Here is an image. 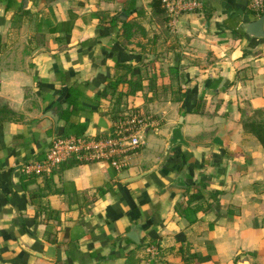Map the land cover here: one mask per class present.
Returning <instances> with one entry per match:
<instances>
[{
    "label": "crops",
    "instance_id": "obj_1",
    "mask_svg": "<svg viewBox=\"0 0 264 264\" xmlns=\"http://www.w3.org/2000/svg\"><path fill=\"white\" fill-rule=\"evenodd\" d=\"M152 1L0 0V264H264V146L243 126L264 125V39L244 30L264 11L197 0L169 30ZM132 114L151 127L122 168L23 172Z\"/></svg>",
    "mask_w": 264,
    "mask_h": 264
},
{
    "label": "built area",
    "instance_id": "obj_2",
    "mask_svg": "<svg viewBox=\"0 0 264 264\" xmlns=\"http://www.w3.org/2000/svg\"><path fill=\"white\" fill-rule=\"evenodd\" d=\"M170 30H175L179 19L186 13L198 10L197 0H162ZM254 12L264 11V0H253ZM151 127L142 115L132 114L121 117L112 133L99 137H56L47 148L42 160L33 161L24 166L27 175H50L55 169L71 161L81 163H113L119 168L125 166L120 159L137 151L143 145L146 130Z\"/></svg>",
    "mask_w": 264,
    "mask_h": 264
},
{
    "label": "trees",
    "instance_id": "obj_3",
    "mask_svg": "<svg viewBox=\"0 0 264 264\" xmlns=\"http://www.w3.org/2000/svg\"><path fill=\"white\" fill-rule=\"evenodd\" d=\"M151 7L155 15H160V16L165 15V19L167 21L166 12L164 8L162 7V0H153L151 3ZM117 21L118 20L116 18L113 19V21L111 22V25L113 26L117 25ZM121 24H122V27H121L122 37L128 44H130L137 35H142L143 37H147L146 30L143 28L141 24L135 21H125V22H121ZM118 68L124 71H127V72L133 69L132 66H128L125 64H118ZM120 83H121V78L120 80H118V82L114 86H112V89L114 87H118ZM129 85H130L129 95H134L137 92L142 90L141 84L135 81L129 82ZM255 115H262V112H255ZM243 126L247 132L254 134L259 139L261 144L264 146V125L263 124L244 120ZM68 164H69L68 166H74V165H80L84 163L74 160V161L69 162Z\"/></svg>",
    "mask_w": 264,
    "mask_h": 264
},
{
    "label": "water",
    "instance_id": "obj_4",
    "mask_svg": "<svg viewBox=\"0 0 264 264\" xmlns=\"http://www.w3.org/2000/svg\"><path fill=\"white\" fill-rule=\"evenodd\" d=\"M127 17V16H125ZM244 30L246 31V33L251 37V38H256V39H264V15H262L258 20L252 22V23H248L244 26ZM56 119V118H55ZM57 120V119H56ZM170 148V146H169ZM168 152H166V156H167ZM164 161V160H163ZM150 172L144 173L136 178H131L128 181L129 182H134L136 180H139L141 178H143L144 176L148 175ZM133 238V240L137 243H139L138 240H136V238H134L133 236H130Z\"/></svg>",
    "mask_w": 264,
    "mask_h": 264
},
{
    "label": "rangeland",
    "instance_id": "obj_5",
    "mask_svg": "<svg viewBox=\"0 0 264 264\" xmlns=\"http://www.w3.org/2000/svg\"><path fill=\"white\" fill-rule=\"evenodd\" d=\"M167 27H168V24H167ZM169 28V27H168ZM170 30V29H169Z\"/></svg>",
    "mask_w": 264,
    "mask_h": 264
}]
</instances>
